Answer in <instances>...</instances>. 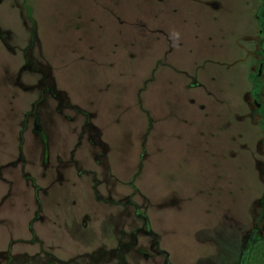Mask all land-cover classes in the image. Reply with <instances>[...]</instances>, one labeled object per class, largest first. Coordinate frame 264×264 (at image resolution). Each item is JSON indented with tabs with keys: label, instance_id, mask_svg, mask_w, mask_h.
<instances>
[{
	"label": "rangeland",
	"instance_id": "rangeland-1",
	"mask_svg": "<svg viewBox=\"0 0 264 264\" xmlns=\"http://www.w3.org/2000/svg\"><path fill=\"white\" fill-rule=\"evenodd\" d=\"M258 2L0 0V264H264Z\"/></svg>",
	"mask_w": 264,
	"mask_h": 264
},
{
	"label": "trees",
	"instance_id": "trees-1",
	"mask_svg": "<svg viewBox=\"0 0 264 264\" xmlns=\"http://www.w3.org/2000/svg\"><path fill=\"white\" fill-rule=\"evenodd\" d=\"M259 5H258V10L256 13V23H257V27L260 30L261 35H263V37H259L258 39V46L260 48H262V53H260V56L262 58H264V0H258ZM26 12H29V8H26ZM253 81L255 82H259L258 78H252ZM259 111L261 113V115L264 117V108L261 106L259 107ZM261 126H262V130L264 132V122L261 121L260 122ZM261 255L262 257H264V249L261 250Z\"/></svg>",
	"mask_w": 264,
	"mask_h": 264
},
{
	"label": "flooded vegetation",
	"instance_id": "flooded-vegetation-1",
	"mask_svg": "<svg viewBox=\"0 0 264 264\" xmlns=\"http://www.w3.org/2000/svg\"><path fill=\"white\" fill-rule=\"evenodd\" d=\"M257 30H258V36H259V37H263V35H261L260 30L258 29V27H257ZM258 39H259V38H258ZM257 46H258V41H257ZM259 48H260V47H259ZM260 53H262V48H260V51H259V53H258L259 57L262 58V57L260 56ZM259 67H260V64H259L258 68H259Z\"/></svg>",
	"mask_w": 264,
	"mask_h": 264
}]
</instances>
